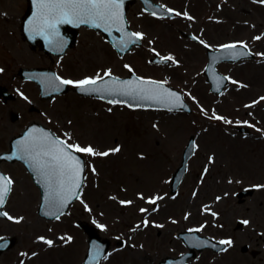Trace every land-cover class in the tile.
<instances>
[{
  "label": "rangeland",
  "instance_id": "374dc122",
  "mask_svg": "<svg viewBox=\"0 0 264 264\" xmlns=\"http://www.w3.org/2000/svg\"><path fill=\"white\" fill-rule=\"evenodd\" d=\"M153 1L179 15L173 21H156L140 3L130 7L127 21L133 32L143 34L140 48L118 57L100 34L81 29L76 47L56 58L32 50L22 39L26 1L0 0V86L15 96L7 103L0 99V150L24 126L38 122L69 145L109 153L78 152L86 163L84 187L68 213L55 221L38 216L39 191L23 167L2 165L13 182L3 211L13 219H0V240L12 238L15 246L0 255V264H81L87 244L79 221L95 226L112 241L100 264H157L164 256L184 253L174 237L194 229L218 241H232L223 256L202 253L203 262L261 260L243 257L244 245L262 250L264 261V3ZM178 30L194 34L201 44L182 38ZM230 44L246 45L256 58L219 65L229 86L215 97L203 75L206 48ZM155 55L172 56L175 62L151 65ZM46 66L72 81L105 77L109 71L124 78L133 71L181 92L192 113L131 111L74 92L41 102L37 87L21 82L17 70ZM238 126L251 134L238 133ZM190 137L195 152L177 194L171 196V176ZM248 188H255V193L239 203L236 194ZM153 199L154 204L148 202ZM237 221L247 223L234 232Z\"/></svg>",
  "mask_w": 264,
  "mask_h": 264
},
{
  "label": "water",
  "instance_id": "95a60500",
  "mask_svg": "<svg viewBox=\"0 0 264 264\" xmlns=\"http://www.w3.org/2000/svg\"><path fill=\"white\" fill-rule=\"evenodd\" d=\"M138 0H123L121 5V10L123 13V21L119 24H114L111 26L101 24V27L97 28L94 24H80L76 26L75 24L62 23L57 25L58 36L56 37V41L53 44H49L45 35L37 34L36 30L40 27V23L37 19L38 15V7L36 0H27L28 8L25 17L22 20L21 24V32L24 40H26L32 47V49H36L37 47L45 52L46 54H55L56 56H63L68 49H71L75 46L78 29L86 26L91 29L96 30L101 33L104 38L112 45V47L116 50L119 57L124 56L126 53L130 51L133 46L139 47L141 45V39L136 40L135 36H130L132 32L129 29V25L126 21V13L130 5L134 4ZM145 12L152 14L155 18L162 17H173V12L165 10L160 5L154 4L151 0H140ZM118 34V36L116 35ZM183 36L189 37L193 40L196 38L192 35H186L181 32ZM130 40H135V43H131ZM59 42V43H57ZM62 44V47L59 46ZM208 56V64L205 68L204 74L207 77V82L210 84V92L214 95H221L224 88L228 84V80L226 77L221 75L217 71V65L220 63H236L242 60H251L254 59V55L251 54L248 49L245 47L241 48L240 46L228 49L222 48L219 51H212L210 49L207 50ZM153 64H161L167 65L169 61H163L158 57H155L150 61ZM20 73L24 76V78L35 81L40 86V90L42 93V97L49 98L53 97L55 94H65L68 92L69 87L67 85H58L57 83H50L48 80V76L50 75L47 72H43L39 69H31V70H20ZM129 77L125 79L116 78L113 76H107L103 80L100 81L99 88L100 91L97 92H85L81 91L77 87H73V90L82 96L88 97H96L97 99L112 103V104H122L126 105L129 108H142V109H150L157 111H166V112H183L186 114L191 113L190 107L185 103L184 97L181 93L174 90L171 87H168L162 83L155 82V84L150 85L148 82L151 80L140 79L135 76L134 73L130 72ZM124 82H129L131 87H125ZM154 82V81H153ZM131 93V94H128ZM169 93H174L175 95H169ZM176 96L180 97V100H176ZM151 97V98H144ZM7 99V95H5ZM183 107H180V105ZM41 132L46 133L49 140L56 139L50 131L43 129L40 125L33 124L31 125L25 135L27 138L30 132ZM237 131L241 133H249V131L245 128H237ZM24 136V135H23ZM22 138V137H21ZM21 138L14 139L11 142V152L8 154H4L0 156V162L3 160L6 161H21L28 172L30 173L33 182L38 187L40 191V205L38 208V215L45 220H56V215L53 214L54 209L50 206L48 202V187L47 184L41 174V172L34 166V162L30 159H18L16 156L19 154L17 152V148L24 140ZM43 139V138H42ZM26 140V139H25ZM60 141V140H59ZM195 144L194 139L191 137L189 139V143L186 146L182 162L180 167L176 170L174 175L172 176L171 181V194H176L177 189L185 175L187 170L188 160L194 153ZM66 151L70 152L73 158H79L82 161V172L79 175V180L81 181L80 187L78 189H74L76 192V196L71 197L65 204V206L60 209L64 215L73 204V202L79 197L80 191L84 182V173H85V165L84 160L77 153L73 152L70 149ZM0 175L6 177L0 172ZM254 193V189H247L237 194V198L241 199L251 196ZM10 194V193H9ZM8 194V196H9ZM6 198V202L8 199ZM5 202V204H6ZM5 206V205H4ZM2 212V209H0ZM62 215H59L61 217ZM0 218H6V216L0 215ZM78 226L85 232L87 235V253L84 259L83 264H99L104 257L107 255L111 242L109 239H102L100 237L99 231L86 224L79 223ZM243 227L242 222L237 223L236 229H241ZM180 238L184 241L185 245L189 248L190 253L186 254L177 259L167 258L162 261L160 264H185L190 258L195 255V250L197 252H202L205 249H211L214 252L222 251L225 248L224 244H220L216 241H213L206 237H200L196 231L190 233H182L180 234ZM15 244L14 239H3L0 241V255L11 249ZM247 246L242 247L241 252H247ZM255 254V253H253Z\"/></svg>",
  "mask_w": 264,
  "mask_h": 264
},
{
  "label": "snow or ice",
  "instance_id": "6c2138e0",
  "mask_svg": "<svg viewBox=\"0 0 264 264\" xmlns=\"http://www.w3.org/2000/svg\"><path fill=\"white\" fill-rule=\"evenodd\" d=\"M122 2L123 0H36L38 7L37 19L40 27L35 30L37 34L45 35L49 44H53L58 36V24L68 23L79 26L80 24L92 23L97 28L101 27L102 23L108 26L119 24L123 21ZM260 2L264 3V0H260ZM176 15H179V13H176ZM188 19H192V17H188ZM130 36H135L136 40L143 39L142 33H132ZM255 39H260V37H256ZM130 42L135 43L136 41L130 40ZM59 46L62 47V44ZM224 47L233 49L237 46L230 44ZM240 47L243 48L246 45L241 44ZM161 59L165 62H175L172 56L162 57ZM105 75L111 76V72L109 71ZM56 79L60 80V83L63 85H71L81 91L97 92L101 90L99 84L103 80V77L98 75L97 78H86L81 81L63 80L59 77H56ZM148 83L150 85L155 84L153 81H149ZM124 86L131 87L129 82H124ZM169 95L175 94L169 93ZM176 100L179 101L180 97L176 96ZM180 107H183V105L181 104ZM215 119L219 120L221 117L216 116ZM67 149L86 153L90 156L109 155L108 152H97L91 146L81 147L79 145H69L64 141L55 139L49 140L47 135L43 139H37L32 137L31 133L28 134L26 140L17 148L19 154L16 158L30 159L41 172L48 187V202L54 209L53 214L56 215L57 219L59 215L63 214L60 212V209L65 206L71 197L76 196L74 189L80 187L81 181L78 177L83 170L82 161L79 158H73L71 153L66 151ZM114 151H119V149L117 148ZM12 183L11 179L0 175V209L5 205ZM148 202L154 204L156 201L153 199ZM141 211L144 210L142 209ZM0 215L6 216L9 220L13 219L7 212H0ZM213 215L215 214L213 213ZM16 222L18 223L19 220ZM242 223H247V221ZM145 224H147V221H145ZM44 243L49 246L52 245V241L50 240H44ZM219 243L231 245L232 241L223 240Z\"/></svg>",
  "mask_w": 264,
  "mask_h": 264
},
{
  "label": "flooded vegetation",
  "instance_id": "af4514ba",
  "mask_svg": "<svg viewBox=\"0 0 264 264\" xmlns=\"http://www.w3.org/2000/svg\"><path fill=\"white\" fill-rule=\"evenodd\" d=\"M42 68H48L47 66L46 67H42ZM21 82H24V81H21ZM24 83H28V82H24ZM36 86V85H35ZM2 87H5V86H2ZM37 87V86H36ZM7 88V87H6ZM9 90V89H8ZM37 90H38V88H37ZM38 95H40L39 94V91H38ZM39 98V100L41 101V102H43L41 99H40V97H38ZM15 99V98H14ZM37 110V109H36ZM32 111H34V108L32 109ZM31 123V122H30ZM27 126V125H26ZM26 126H24L23 127V129H22V131H20L19 132V134H21L22 132H23V130L25 129V127ZM18 134V135H19ZM10 141V140H9ZM9 141H8V147H9ZM8 147L7 148H4V149H2V150H0V153H4V152H6L7 150H8ZM10 165V166H20V167H23L22 166V164L21 163H19V162H15V163H8V162H3V163H1L0 164V169H1V167H2V165ZM24 169V168H23ZM2 170V169H1ZM25 170V169H24ZM4 172V171H3ZM26 172V171H25ZM7 175L10 177V179L12 180V178H11V176L9 175V173H7ZM28 175V174H27ZM178 234V233H177ZM177 234L175 235V237H174V239L176 240V242H178V243H180L181 245H182V243H181V241L178 239V237H177ZM159 235H160V233H159ZM168 236H169V234H168ZM183 246V245H182ZM183 248H184V246H183ZM185 249V248H184ZM186 251V250H185ZM185 251H184V253H185ZM258 254L256 255V256H254L253 257V255L251 254V253H245V254H242L243 255V257H251V259H252V261H256L257 260V258H259L260 257V259L261 260H259L256 264H263L264 263V261L262 260V257H263V254H262V250H258ZM211 253V252H210ZM226 254V253H225ZM181 255V254H180ZM212 255H213V257H217L218 255H220V254H214V253H212ZM224 254H221V256H223ZM177 256H179V255H177ZM177 256H170V257H177ZM262 256V257H261ZM165 257H167V256H164L163 258H165ZM220 257V256H219ZM163 258H161L160 260H162ZM202 258H205V256H202V253L201 254H198V255H196L193 259H191V260H189L188 261V263L187 264H215V263H212V262H217V264H220V262L219 261H223V260H220V259H215V261L213 260L212 262H209L208 263V261L207 260H205L206 262H203V260H202ZM159 260V261H160ZM159 261H158V263H159ZM157 263V264H158ZM246 263V262H245ZM222 264V263H221ZM247 264V263H246Z\"/></svg>",
  "mask_w": 264,
  "mask_h": 264
}]
</instances>
